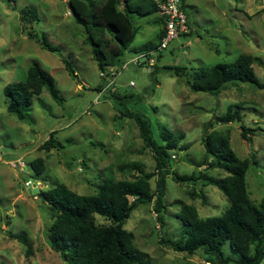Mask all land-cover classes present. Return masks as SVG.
I'll list each match as a JSON object with an SVG mask.
<instances>
[{
	"label": "rangeland",
	"instance_id": "374dc122",
	"mask_svg": "<svg viewBox=\"0 0 264 264\" xmlns=\"http://www.w3.org/2000/svg\"><path fill=\"white\" fill-rule=\"evenodd\" d=\"M263 1L185 0L188 33L173 38L156 53V67L146 64L124 67L137 55L133 47L158 42L156 35L161 27L153 20L156 14H132L137 32L119 62L111 67L117 74L108 86L111 78L100 76L91 46L70 13L68 0H0V264H64L47 240V228L52 222L50 208L34 188L47 190L64 183L78 194L92 195L105 181L129 178L127 172L118 170L120 164L137 161L146 171L154 169L152 154L143 147L135 122L118 117L110 94L112 88L118 93L140 96L126 107L148 117L157 142L161 143L160 125L183 133L180 144L187 148L173 151L176 158L170 161V169L180 175L200 171L215 178L226 175L220 168H206L209 157L202 136L209 120L224 114L228 105L237 104L241 120L214 124L213 129L228 130L233 151L239 158L250 160L245 176L250 199L257 203L264 198ZM30 9L38 16L31 25L20 19L21 11ZM32 29L38 35L44 32L59 52L47 51L30 38L27 31ZM241 53L258 59L252 66L260 86L250 82L228 83L218 95H212L192 91L186 76L179 77L172 69L184 66L191 72V68L230 63ZM62 58L70 62L74 75L67 72ZM33 60L39 61L54 77L63 101H55L43 89L33 98L27 117L19 119L7 111L3 88L10 82L23 80ZM153 68L155 74L151 73ZM130 81L134 86L129 85ZM241 124L257 128L248 134L250 139L246 138L249 147L241 136ZM50 134L56 146L42 149L41 144ZM38 157L43 159L45 169L37 175L30 162ZM20 160L26 164L25 168L10 165ZM26 181H30L29 186ZM150 182L154 189V177ZM163 202L166 205L163 227L151 203L140 204L131 212L123 227L133 233L134 244L150 264H212L199 252L173 250L163 239L180 236L182 226L177 214L182 204L193 205L201 218L222 214L229 206L222 192L201 181L181 184L168 174ZM94 217L98 224L110 223L99 214ZM10 231L27 233L32 242L29 255L22 243L9 238Z\"/></svg>",
	"mask_w": 264,
	"mask_h": 264
},
{
	"label": "trees",
	"instance_id": "16d2710c",
	"mask_svg": "<svg viewBox=\"0 0 264 264\" xmlns=\"http://www.w3.org/2000/svg\"><path fill=\"white\" fill-rule=\"evenodd\" d=\"M10 1V0H8ZM9 5H11L9 3ZM68 8L74 20L85 32V40L91 46V55L99 71L112 67L133 41L138 27L134 26L131 15L147 16L156 14L155 0H68ZM157 17V16H156ZM155 17L156 22L162 19ZM21 21L32 24L38 19L35 10H22ZM164 28L156 35L157 43L145 42L133 47L134 52H148L160 43ZM30 38L50 52L58 53L59 48L51 44L44 32L40 35L34 29L28 30ZM158 58V57H157ZM258 59L251 54L241 53L233 62L200 66L186 71L184 66L172 67L175 75L186 76V83L192 91L208 92L218 95L228 84L250 82L260 83L255 75L253 63ZM68 73L75 72L70 62L62 58ZM156 67V66H154ZM153 68L151 73L155 74ZM46 89L55 101L61 103L54 77L33 60L23 80L10 82L3 88L6 109L19 119H25L33 98ZM115 102L118 117L132 119L138 127L143 147L147 148L154 159V169L146 171L141 162L131 161L118 165V170L127 172L129 178L108 180L98 186L92 195H81L64 183H57L47 190L38 189L37 194L48 205L52 222L47 228V240L53 251L59 253L64 264H150L145 254L134 244V235L123 224L131 212L140 204L151 203L161 226L166 205L163 202L165 177L171 174L174 181L186 183L201 181L216 186L229 202L228 208L220 215L201 218L197 209L190 204H182L177 216L182 230L178 238L163 239L175 251L194 254L199 252L208 263L260 264L264 260V198L255 203L249 197L246 187V172L250 164L248 158L241 159L230 145L228 130L213 129L214 124H227L241 120L239 106L230 104L224 114L216 116L205 124L202 144L209 157L206 168H220L226 175L215 178L200 171L180 175L171 170L170 161L173 151L183 150V133H176L160 125L161 143L157 142L151 131V122L138 110H130L126 105L137 102L139 95L132 92H110ZM241 136L248 135L257 128L243 124ZM56 146L53 135L41 144L42 149ZM205 162V161H204ZM35 174H41L45 167L41 157L30 162ZM201 165V164H200ZM199 165V166H200ZM155 187H151V178ZM203 198V195H200ZM204 200V198H203ZM106 217L110 223H96L94 214ZM26 247V255L32 252V242L27 233L8 232Z\"/></svg>",
	"mask_w": 264,
	"mask_h": 264
},
{
	"label": "built area",
	"instance_id": "2783aa9c",
	"mask_svg": "<svg viewBox=\"0 0 264 264\" xmlns=\"http://www.w3.org/2000/svg\"><path fill=\"white\" fill-rule=\"evenodd\" d=\"M157 2L156 16L162 19V25L165 30L164 35L155 49H151L148 52H137L135 57H132L128 62L124 63L126 68L128 64L135 66H141L146 64L148 66H154L156 63V53L165 49L169 42L180 35H185L188 33V20L187 13L183 7V0H155ZM264 3V1H263ZM117 72L111 67H107L104 71L100 72V76H107L110 79L108 86L113 83V78L116 76ZM130 86H134L133 81L129 82ZM115 89L112 88L111 91ZM101 93V91L99 92ZM171 158H176V154L172 153ZM11 166H20L22 168L26 167V164L20 160L18 162H11ZM26 186L30 185V181L25 182ZM36 187L35 185H33ZM37 198L36 195L33 196ZM158 228L159 225L157 224ZM208 263V262H207Z\"/></svg>",
	"mask_w": 264,
	"mask_h": 264
},
{
	"label": "crops",
	"instance_id": "0c3cea01",
	"mask_svg": "<svg viewBox=\"0 0 264 264\" xmlns=\"http://www.w3.org/2000/svg\"><path fill=\"white\" fill-rule=\"evenodd\" d=\"M185 6V0H183V7ZM185 9V8H184ZM186 11V10H185ZM157 18V17H156ZM153 20H155V17L153 18ZM160 23V22H159ZM160 29H159V31L163 28V25L160 23ZM158 31V32H159ZM158 34V33H157Z\"/></svg>",
	"mask_w": 264,
	"mask_h": 264
},
{
	"label": "water",
	"instance_id": "95a60500",
	"mask_svg": "<svg viewBox=\"0 0 264 264\" xmlns=\"http://www.w3.org/2000/svg\"><path fill=\"white\" fill-rule=\"evenodd\" d=\"M246 141V143H247V147H249L248 146V141H247V139L245 140ZM38 190H37V188H34V192H37Z\"/></svg>",
	"mask_w": 264,
	"mask_h": 264
}]
</instances>
